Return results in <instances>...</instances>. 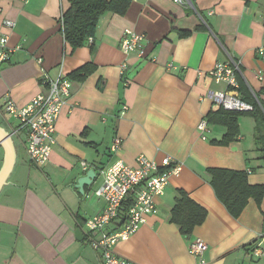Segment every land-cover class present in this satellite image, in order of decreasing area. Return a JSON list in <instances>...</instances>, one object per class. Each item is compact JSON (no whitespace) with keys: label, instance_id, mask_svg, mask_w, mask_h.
<instances>
[{"label":"crops","instance_id":"1","mask_svg":"<svg viewBox=\"0 0 264 264\" xmlns=\"http://www.w3.org/2000/svg\"><path fill=\"white\" fill-rule=\"evenodd\" d=\"M129 1L124 15L103 14L92 43L73 51L58 29L68 0H0V37L7 35L13 50L0 66V126L16 149L0 192V264H100L86 226L105 208L95 196L99 170L117 160L135 166L139 155L157 163L170 156L183 168L156 198L146 223L116 245L117 255L133 264H201L190 254L201 239L208 245L206 264H264V198L250 199L236 218L217 197L208 172H246L251 185H264L256 121L244 112L239 136L228 145L214 143L226 134L224 126L208 124L206 139L198 128L218 110L208 92L227 89L210 76L218 63L238 62L243 83L264 102V0ZM126 31L144 35L143 56L121 51ZM85 65L92 66L86 77L79 72ZM60 75L71 82V96L56 124L51 159L38 167L27 153V132L6 105L25 107ZM124 105L129 110L120 117ZM116 137L122 140L118 153L111 150ZM4 162L0 146V172ZM91 169L98 176L81 195L77 180ZM181 192L206 211L190 234L172 220ZM258 250L263 256L255 259Z\"/></svg>","mask_w":264,"mask_h":264},{"label":"built area","instance_id":"2","mask_svg":"<svg viewBox=\"0 0 264 264\" xmlns=\"http://www.w3.org/2000/svg\"><path fill=\"white\" fill-rule=\"evenodd\" d=\"M180 5H189L188 0H174ZM4 25L12 29L14 23L6 21ZM7 35L0 37V66L10 61L13 50L8 46ZM92 43V39H90ZM120 49L125 55L133 53L143 56L144 35L126 31L121 39ZM173 66L170 65L169 68ZM127 70V64L122 65V74ZM240 73L238 62L231 60L218 63L210 72L212 79L226 85V91H209L208 97L218 108L235 112H251L253 106L245 102L237 92L239 83L237 76ZM47 91L34 97L25 107L19 109L11 101L7 102L6 111L19 122L18 129L27 132V153L33 164L38 167L45 166L51 159L56 144V124L61 111L71 96V82L63 75L56 80H47ZM129 83L125 82L127 86ZM129 107H122L120 117H124ZM203 139L209 131L206 120L199 124ZM122 148V140L115 138L111 150L118 153ZM84 170L89 168L82 163ZM183 164L170 156H166L161 163L149 159L146 155H139L136 165L130 166L122 160L113 162L110 166L99 170L102 178L100 187L95 196L105 203L104 210L86 222L89 244L98 253L100 264H133L120 257L115 252L116 245L134 235L147 217L153 214L157 197L164 195L172 176L179 175ZM130 203L127 208L126 205ZM126 208V211H125ZM123 211V220L121 213ZM125 212V214H124ZM114 231L108 228L117 221ZM208 245L201 239L193 241L190 254L200 259L201 264ZM253 258L260 259L263 253L258 250Z\"/></svg>","mask_w":264,"mask_h":264},{"label":"trees","instance_id":"3","mask_svg":"<svg viewBox=\"0 0 264 264\" xmlns=\"http://www.w3.org/2000/svg\"><path fill=\"white\" fill-rule=\"evenodd\" d=\"M69 7L64 11L58 22L66 43L75 51L90 42L95 36L101 16L107 12L124 15L129 8V0H68ZM91 65H85L79 72L86 77ZM240 97L253 106L249 113L256 121L255 137L257 149L264 154V102L257 93L256 99L238 74ZM244 112L228 111L223 108L211 112L207 117L210 125H220L226 128V134L218 145H228L239 136V117ZM264 160V156L261 158ZM101 170V169H100ZM219 200L227 207L234 217H239L250 199L259 203L264 198V185H251L246 172L226 169H211L208 171ZM172 211V220L180 225L184 234H190L193 228L201 224L206 211L184 192ZM130 203L126 205L128 208ZM126 211V208H125Z\"/></svg>","mask_w":264,"mask_h":264},{"label":"water","instance_id":"4","mask_svg":"<svg viewBox=\"0 0 264 264\" xmlns=\"http://www.w3.org/2000/svg\"><path fill=\"white\" fill-rule=\"evenodd\" d=\"M0 146L5 152L4 166L0 172V192L3 187L7 184V181L13 171L16 161V149L12 138V134L0 126ZM95 169H91L85 176H82L77 180L76 188L79 190L81 195H85V187L91 186L97 178ZM77 237L83 238V232L78 230Z\"/></svg>","mask_w":264,"mask_h":264},{"label":"bare ground","instance_id":"5","mask_svg":"<svg viewBox=\"0 0 264 264\" xmlns=\"http://www.w3.org/2000/svg\"><path fill=\"white\" fill-rule=\"evenodd\" d=\"M100 169V168H99Z\"/></svg>","mask_w":264,"mask_h":264}]
</instances>
